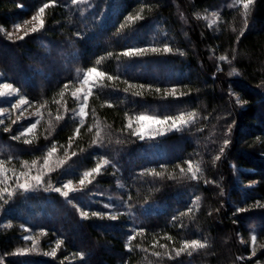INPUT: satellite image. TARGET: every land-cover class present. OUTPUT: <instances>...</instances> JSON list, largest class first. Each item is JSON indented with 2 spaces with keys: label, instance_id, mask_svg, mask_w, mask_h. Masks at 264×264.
<instances>
[{
  "label": "trees",
  "instance_id": "16d2710c",
  "mask_svg": "<svg viewBox=\"0 0 264 264\" xmlns=\"http://www.w3.org/2000/svg\"><path fill=\"white\" fill-rule=\"evenodd\" d=\"M231 1L222 9V0H0V71L45 113L30 142L0 126V160L30 162L55 147L75 153L69 179L106 159L91 187L126 212L84 219L77 207L95 205L83 193L6 200L0 191L10 222L0 227L4 264H264V0L248 16ZM45 5L41 31L6 37L2 29ZM215 9L218 27L197 18ZM139 48L149 51L123 55ZM91 68L106 77L83 125L71 90ZM175 87V96L165 92ZM191 113L188 125L153 139L127 126L139 115ZM21 226L44 234L42 251L59 244L56 255H17L30 245ZM254 235L249 258L242 239ZM192 241L204 246L184 249Z\"/></svg>",
  "mask_w": 264,
  "mask_h": 264
},
{
  "label": "rangeland",
  "instance_id": "374dc122",
  "mask_svg": "<svg viewBox=\"0 0 264 264\" xmlns=\"http://www.w3.org/2000/svg\"><path fill=\"white\" fill-rule=\"evenodd\" d=\"M221 2V8H225L226 4H224V0ZM228 4H233L232 6H240L241 7V12L245 15L248 16L250 8L252 5L249 6L247 10L243 8L242 2L240 0H233L229 2ZM220 10L215 9L213 11H210L209 14H203L200 15L198 14L197 18L202 19L205 24L208 25V27H218V21H219V15ZM39 15L38 13H32L28 14L25 16L23 19H20L16 21L14 24H11L7 29H2L4 31V34L6 37L9 39H15V38H21L25 35H28L30 33L36 34L39 31H41L42 28L39 27V20H32L33 16ZM185 19H188L186 15H183ZM187 21V20H186ZM220 22V21H219ZM36 28L37 31L33 32L32 29ZM90 70V69H89ZM89 70H86L84 73L82 79L80 82H77L76 85L73 86L71 93L72 97L76 101V107L73 109L72 114L79 120L81 123L84 125V121L88 116V109H89V100L92 95L88 96L87 99V107L84 108V112L87 114L86 116H81L80 111L81 107L83 104V93L87 91L88 87H92L93 90L96 88V86L104 81L106 75L104 77H93L94 83H90L87 86H83V81L87 76V72ZM98 72H101L100 70L97 69ZM4 84H9L10 87L8 89H5L3 87ZM171 89L173 88H168L166 89V93L169 94L171 92ZM176 93H177V87H175ZM0 92H3L4 95L0 96V109H4V114L0 115V121H3V123H0V126L5 130L6 132L13 133V137L19 141H27L30 140L33 136L34 133L38 130L43 116L45 113L43 112L44 107H40L33 102H31L29 99L25 98L24 94L13 84L5 80L3 73L0 71ZM93 93V91H92ZM20 99H27L29 101L28 104L22 105L20 108H14L13 105L15 103H18ZM243 105V104H242ZM136 117H133L131 120L132 127L129 128L132 131H135L137 128L140 127V125L136 121ZM187 119L188 117L185 116ZM161 119V118H159ZM38 121V123H36ZM36 123V127L32 129L31 132H28L27 129L33 124ZM188 125V124H187ZM183 126V125H181ZM180 126V127H181ZM186 126V125H184ZM154 126L150 124H146L145 127V135L144 138L141 140H146V139H153V137L156 136H162L165 135L167 132L175 131L177 129H173L169 126H164V134H157L152 131V128ZM58 150H56L55 154L53 157L49 160V167L44 168V161L47 158V154L44 157H39L36 159L31 160L30 162H22V163H17L14 160H0L3 161V164H0V191L3 197H6V200L8 198H13L15 195L18 193H25V194H34V193H39V192H45V191H52L56 192V188H60V192H56L58 194L63 195V192L68 191V189L64 188V185L71 182L72 184V191L68 193V196H70L72 193H83L85 194L86 198L90 199V202L88 205H95L94 209H87L83 205L78 206V210L80 212V215L84 219H91V218H107V219H113L112 215H115V219H118L119 217H125L126 212L121 208L120 206H117L116 204H113L114 198L112 196H107L106 194H101V193H96L98 190L96 188L93 189L91 187L93 185V182H96L98 176L102 174L104 171L105 167L108 165V161L106 159H102L97 163V165H103L101 168V172L99 174L93 173V176L90 177L89 179L91 180V183H89L87 180L83 185L79 183L81 179H84V174L89 171L83 172V174L79 177L74 175L75 177L71 178H63V173L65 167L70 163V159L72 156H75L73 154L75 153H66L64 155L58 154ZM107 161L105 164L104 161ZM63 161V163H61ZM96 165V166H97ZM95 168V167H94ZM21 173H28L29 175L27 177L22 176ZM40 175L42 177L43 183L40 185H37L35 181H32L30 179L31 176L34 175ZM28 180L29 182V190L25 191L22 188L19 187L21 183H24L25 180ZM253 185L252 183H249L247 186ZM64 196V195H63ZM67 196V197H68ZM4 200V201H6ZM109 205L111 206L110 208L105 207L104 205ZM4 205H1L0 203V227H7L9 226L10 222L7 221L5 215H3V209H1ZM84 212H87L88 214L85 216L83 215ZM93 213H97V215H93ZM21 229L24 230V235L22 236L23 238L27 237V240L30 242V245L27 247L20 249L17 251V255H30V254H44L46 256H52L54 257L56 255V251L58 250L59 244L54 243L53 244H48L47 246L49 247L48 250H40V240L41 236L44 234H39V232H36L34 230H31L30 228L21 226ZM255 236V235H254ZM253 237V236H252ZM252 237L250 240H243L242 239V244L245 246L248 245V247H251V249L255 252V256L257 255V248L256 243L253 244L252 242ZM256 237V236H255ZM257 239V238H256ZM262 246V244H258L257 247ZM253 256V253L249 258ZM1 258V257H0ZM247 258V259H249ZM73 262V261H71ZM0 264H4L2 259H0Z\"/></svg>",
  "mask_w": 264,
  "mask_h": 264
},
{
  "label": "snow or ice",
  "instance_id": "6c2138e0",
  "mask_svg": "<svg viewBox=\"0 0 264 264\" xmlns=\"http://www.w3.org/2000/svg\"><path fill=\"white\" fill-rule=\"evenodd\" d=\"M240 2H242L243 4V8L245 10H247L249 8L250 5L254 4L255 3V0H240ZM47 7V5H45L44 7L40 8L39 9V15L37 16H33L32 17V20H39V27L40 28H43L44 26V23H43V19H42V16H43V13L45 11V8ZM129 19H131V17H129ZM33 32L37 31L36 28H33L32 29ZM21 39H23V37H21ZM152 52H156L158 51L157 48L153 47L150 49ZM149 51L148 48H139V49H135V50H127L123 53V55L125 56H132L134 54H140V53H144V52H147ZM164 52H171L172 49L170 47H167L165 46L164 49H163ZM221 60H225L226 57L224 56H221L220 57ZM105 76V73L104 72H98L96 68H91L88 72H87V76L86 78L84 79L83 81V86H87L89 85L90 83H94L93 81V77H104ZM108 79L109 80H112V79H115V77H112V76H108ZM3 87L5 89H8L10 87L9 84H4ZM65 87H67V85H65ZM140 87H144L143 85H141ZM92 91H93V88L92 87H88L87 91H85L83 93V104H82V107H81V111H80V115L81 116H86L87 114L84 112V108L87 107V99H88V96L92 94ZM157 92L160 91L159 88L156 89ZM170 95H173L175 96L176 95V89L173 88L171 89V92L169 93ZM4 93L3 92H0V96H3ZM183 95V94H181ZM178 98V97H177ZM29 101L27 99H20L18 101V103H15L13 105L14 108H20L22 105H25V104H28ZM4 109H0V115H3L4 114ZM196 114L195 113H191L188 115V118L186 119L184 115H179V116H176V117H165L163 119H159V118H156L154 116H143V115H139L136 117V121L137 123L140 125L139 128H137L135 131H134V135L140 137L141 139L144 138V135H145V127H146V124H150L152 126H154L152 128V131L157 133V134H164V126H169L173 129H178L181 125H187L189 122H191L194 118H195ZM57 119H60L59 116H57ZM0 123H3V121H0ZM38 123V121L36 122ZM36 123H33L28 129L27 131L28 132H31L32 129H34L36 127ZM129 128L132 127V124L131 122L127 125ZM77 134L79 133V129L76 130ZM26 142H30V141H26ZM71 143V138H70V142ZM229 143V141L225 140L224 141V146H227V144ZM56 152V148L53 147L48 153H47V158L45 159L44 161V168H48L49 167V160L53 157V155L55 154ZM221 152H223V148H221ZM75 155V154H73ZM216 160H219L220 159V156H216L215 157ZM61 163H63V161H61ZM104 163L106 164L107 161L105 160ZM0 164H3V161H0ZM103 165H97L92 171L90 172H86L84 174V179H81L79 181V183L81 185H83L85 183V181L87 180L89 183H91V180L89 179L90 177L93 176V173H96V174H99L101 172V168H102ZM181 171L183 172L184 169H181ZM188 171L192 172V178L193 179H196L197 178V173L200 171L199 167H197L195 169V171H193V166L191 163L188 164ZM22 176H25L27 177L29 174L28 173H21ZM159 175V174H157ZM30 179L32 181H35L37 185H40L43 183L42 181V177L40 175H34V176H31ZM20 188H22L23 190L25 191H28L29 190V182L28 180L26 179L24 183H21L19 185ZM64 188L68 189V191H65L63 192V195L65 197L68 196V193L70 191H72V184L71 182L67 183L64 185ZM56 192H60L61 189L60 188H56L55 189ZM105 207H108L110 208L111 206L109 205H104ZM238 211H245V209L241 208V209H238ZM88 213L87 212H84L83 215H87ZM93 215H97V213H93ZM112 218L115 219V215H112ZM134 238V237H132ZM27 239V237L25 238ZM252 242L253 244H255L256 242V237L253 236L252 237ZM204 245L203 244H200L198 241H192L191 243H185L184 244V249H188V248H196V247H203ZM191 253H189L190 255ZM177 255H179V251H177ZM253 255H255V252L253 251Z\"/></svg>",
  "mask_w": 264,
  "mask_h": 264
}]
</instances>
